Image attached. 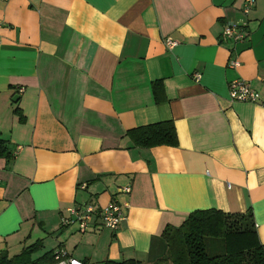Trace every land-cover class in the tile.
<instances>
[{"label": "crops", "instance_id": "0c3cea01", "mask_svg": "<svg viewBox=\"0 0 264 264\" xmlns=\"http://www.w3.org/2000/svg\"><path fill=\"white\" fill-rule=\"evenodd\" d=\"M243 2L0 0V253L164 264L165 226L208 209L251 211L264 244V107L228 94L237 79L264 94V0ZM227 22L244 42L221 39ZM164 121L174 146L126 136ZM88 202L117 203L118 229L61 227Z\"/></svg>", "mask_w": 264, "mask_h": 264}, {"label": "trees", "instance_id": "16d2710c", "mask_svg": "<svg viewBox=\"0 0 264 264\" xmlns=\"http://www.w3.org/2000/svg\"><path fill=\"white\" fill-rule=\"evenodd\" d=\"M126 136L140 148L176 145L174 126L169 121L130 129ZM0 156L10 157L1 140ZM161 235L167 243L166 255L159 261L164 264H264V244L258 240L249 210L244 214L197 210L178 228L165 226ZM40 247V242L35 243L13 257L0 253V264H54V252L32 259ZM102 264L139 263L127 260Z\"/></svg>", "mask_w": 264, "mask_h": 264}, {"label": "built area", "instance_id": "2783aa9c", "mask_svg": "<svg viewBox=\"0 0 264 264\" xmlns=\"http://www.w3.org/2000/svg\"><path fill=\"white\" fill-rule=\"evenodd\" d=\"M255 0H244L242 13L247 15L253 8ZM2 23L0 22V29ZM245 31L234 23L227 22L221 33V39L233 44H239L246 39ZM164 44L167 48L171 49L176 45L175 41L165 39ZM239 62L236 59H231L228 62L230 69L237 68ZM194 79H199V74H194ZM264 83V80H262ZM23 92L22 88L17 90V94ZM229 98L232 102H248L260 104L264 107V94H260L251 87L247 80L237 79L231 81L228 86ZM123 193H129L130 188L126 187L121 190ZM68 215L62 217L60 221L61 227H76L79 233H84L94 228V223L100 219L102 227L110 230L111 232L118 229L121 222L124 220V213L122 208L115 202H110L105 207L96 209L92 202L81 205H76L67 209ZM54 264H83L81 261L70 257L64 250L58 249L54 251Z\"/></svg>", "mask_w": 264, "mask_h": 264}, {"label": "water", "instance_id": "95a60500", "mask_svg": "<svg viewBox=\"0 0 264 264\" xmlns=\"http://www.w3.org/2000/svg\"><path fill=\"white\" fill-rule=\"evenodd\" d=\"M15 101V100H14Z\"/></svg>", "mask_w": 264, "mask_h": 264}]
</instances>
